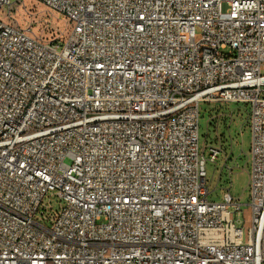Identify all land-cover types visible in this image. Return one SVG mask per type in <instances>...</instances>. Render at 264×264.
<instances>
[{"label": "built area", "instance_id": "2783aa9c", "mask_svg": "<svg viewBox=\"0 0 264 264\" xmlns=\"http://www.w3.org/2000/svg\"><path fill=\"white\" fill-rule=\"evenodd\" d=\"M35 1L71 28L0 18V264H264V0ZM201 103L250 106L247 232Z\"/></svg>", "mask_w": 264, "mask_h": 264}, {"label": "rangeland", "instance_id": "374dc122", "mask_svg": "<svg viewBox=\"0 0 264 264\" xmlns=\"http://www.w3.org/2000/svg\"><path fill=\"white\" fill-rule=\"evenodd\" d=\"M9 8H4L1 20L12 22L14 19L20 27L45 41H57L66 37L71 26L56 12L48 9L35 0H11ZM200 39V32H197ZM250 106L244 104L201 103L200 105V147L205 150L207 162V185L211 195L209 200L221 202L224 194L230 191L231 196L242 204L240 219L247 232L251 220L250 209V149L252 134L250 128ZM221 148L215 163L209 161V146ZM69 164V161H66ZM59 212L60 201L48 194L44 200ZM51 213V211H49ZM247 221V222H246Z\"/></svg>", "mask_w": 264, "mask_h": 264}]
</instances>
